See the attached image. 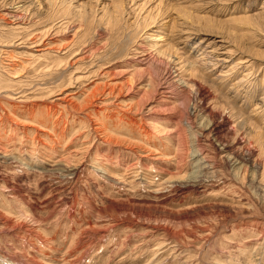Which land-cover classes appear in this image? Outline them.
I'll return each instance as SVG.
<instances>
[{
  "label": "rangeland",
  "instance_id": "obj_1",
  "mask_svg": "<svg viewBox=\"0 0 264 264\" xmlns=\"http://www.w3.org/2000/svg\"><path fill=\"white\" fill-rule=\"evenodd\" d=\"M29 1L0 0V264H264V0ZM49 28L76 61L29 48Z\"/></svg>",
  "mask_w": 264,
  "mask_h": 264
},
{
  "label": "bare ground",
  "instance_id": "obj_2",
  "mask_svg": "<svg viewBox=\"0 0 264 264\" xmlns=\"http://www.w3.org/2000/svg\"><path fill=\"white\" fill-rule=\"evenodd\" d=\"M46 2H48V4L49 5H51V4H53V3H55V4H60L59 6H66V7H68L67 6V4H68V1L67 0H46ZM57 2V3H56ZM24 3V2H23ZM24 6H25V4H23ZM35 5V3H34V0L33 1H29V3L27 4V6L25 7V8H30V7H32V6H34ZM69 5V4H68ZM24 8V9H25ZM61 8V7H60ZM63 8H65V7H63ZM72 8V7H71ZM74 8V7H73ZM23 9V10H24ZM31 9H33V8H31ZM117 9V13H115L116 15H115V20H117L118 18H117V15L118 16H120L121 14H120V11L121 10H119L118 9V7L116 8ZM38 10V9H37ZM29 11H30V9H29ZM33 11H35L34 9H33ZM36 12V11H35ZM40 12V11H39ZM38 12V13H39ZM42 12V11H41ZM73 14H75L76 16H78L79 18H84V14H86V13H81V11L79 10V9H77L76 8V10H73ZM21 13H22V11H21ZM10 14V13H9ZM26 14V13H25ZM123 14V13H122ZM16 15H18L19 16V14H16ZM15 15V16H16ZM24 15V14H23ZM28 15V14H27ZM113 15H114V13H113ZM35 16V15H34ZM38 16V15H37ZM19 17H21V14H20V16ZM25 17V16H24ZM86 17V16H85ZM23 18V17H22ZM26 18V17H25ZM20 19V18H19ZM86 19V18H85ZM20 21V20H19ZM58 22H60V21H58ZM18 23V22H17ZM155 24V23H154ZM55 25V24H54ZM150 25H152V24H150ZM69 28V27H68ZM189 28V27H188ZM191 28V27H190ZM195 28V27H194ZM52 29H53V27H52ZM193 30V29H192ZM188 31V35H187V39L186 40H188L189 41V39H191V35H193V31ZM160 34L163 32V29H159V31H158ZM183 32H184V28H183ZM182 32V33H183ZM67 33V29H65V32L61 29V30H57V32H54L53 33V31L49 28V29H47L46 31H45V36L47 37L46 39H45V36L44 37H41V36H35L33 33H30V35H29V37L27 38V42L29 43V48L30 49H32L33 51H37V52H39V54H45L46 52H50V51H54V50H57L58 52H61L62 50H65L64 51V53L66 54V52H67V48L69 47L68 45V47H62V49H60L59 47H55V43H54V40H53V38H55V37H57V36H62L63 34L65 35ZM185 33V32H184ZM197 33V32H196ZM186 34V33H185ZM51 36V37H50ZM160 36V35H159ZM161 37V36H160ZM56 39V38H55ZM202 40V39H201ZM201 42V41H200ZM211 42V41H210ZM155 45H157V43L155 44ZM159 45H157V47H158ZM139 47V46H138ZM143 47V46H142ZM156 47V48H157ZM239 47V46H238ZM147 48V47H146ZM155 48V47H154ZM136 49H137V47H136ZM148 50V49H147ZM178 50V49H177ZM235 50V49H234ZM70 51V50H69ZM68 51V52H69ZM136 51V50H135ZM236 51V50H235ZM240 51V50H239ZM67 52V53H68ZM73 51H70V53L69 54H72V56L69 58V59H67L68 60V62L70 63V61H72V60H74L75 58H76V56L79 54L78 52H74V53H72ZM137 52L138 53H143V55L146 53L145 52V50H142L141 52H139L138 51V49H137ZM136 52V53H137ZM145 52V53H144ZM152 52V51H151ZM207 52V51H206ZM210 52V51H209ZM63 53V54H64ZM229 53H231V52H229ZM240 53V52H239ZM150 54V53H149ZM156 54L157 55H159V56H161V58L162 57H164V58H166L168 61H170L171 63H173L174 65H176V66H180V63L178 62V60L177 59H175L174 58V56L171 54V52H167V51H164L163 49H156ZM35 55H38V54H35ZM205 55V54H204ZM206 55H208V54H206ZM229 55V54H228ZM67 56H68V54H67ZM138 56H140V54L138 55ZM148 57H149V55H148ZM198 57V56H197ZM147 58V57H146ZM146 58H144L143 60H145ZM183 58V57H182ZM202 58V57H201ZM135 59V58H134ZM179 59V58H178ZM210 59V58H209ZM77 59H75V61H76ZM140 60V59H139ZM180 60V59H179ZM182 60H184V64L182 63V66H180L179 68H177L176 70H179L181 73H182V70H188V71H191V72H193V76L195 75L196 76V74H194V73H197V75H201V74H199L198 73V68L199 67H201V66H198V68H197V65L196 64H198V62H199V60H200V58H199V60L196 58L195 60H190V59H188V58H183ZM224 60V59H223ZM223 60H221V61H223ZM136 61V60H135ZM138 62V61H137ZM140 63H141V61H140ZM169 63V62H168ZM171 63H169V64H171ZM208 63L209 62H204L203 60H202V62H201V64H204V65H208ZM72 65H73V63H71ZM75 64V63H74ZM147 64V63H146ZM210 64H212L211 63V61H210ZM213 64H214V62H213ZM56 65H58L59 66V64L58 63H56ZM142 65V64H141ZM248 65V64H247ZM52 66V65H51ZM51 66L50 67H48V68H51ZM66 67H68V66H66ZM172 67V66H171ZM182 67V68H181ZM186 67H188V68H186ZM196 67V68H195ZM202 67H203V65H202ZM180 69H182V70H180ZM46 71L47 72H50V69H46ZM183 71V72H184ZM228 71V70H227ZM187 72V71H186ZM179 73V72H178ZM223 73V72H222ZM176 74V73H175ZM75 76V77H74ZM176 76V75H175ZM174 76V77H175ZM179 76H181V75H179ZM225 76V75H224ZM226 76H227V73H226ZM74 79H73V82L74 83H78V82H80V79H83V77L84 76H82V77H76V75H73L72 76ZM189 77H191V74H190V76ZM196 77H198V76H196ZM196 77H195V79H196ZM217 77V76H216ZM194 78V77H193ZM200 78H201V76H200ZM181 79V78H180ZM198 80H200V79H198ZM197 80V81H198ZM184 81V80H183ZM194 81V80H193ZM196 81V80H195ZM194 81V82H195ZM242 81V79H240L239 81H238V83H240ZM72 81L71 82H69V84L67 85V86H65L64 88H68V87H70L71 86V84L73 83ZM189 82H190V80H189ZM223 82V81H222ZM196 83H198V82H196ZM195 83V84H196ZM200 83V82H199ZM237 83V84H238ZM185 84H187V83H185ZM199 87V86H198ZM200 89H201V86L199 87ZM203 88V87H202ZM95 90L96 89H93L92 90V93H90V94H88V97L86 98L87 99V105L88 104H93L94 103V101L92 100L95 96H96V92H95ZM143 90V89H142ZM56 92V90L55 89H51L50 91H49V93H50V96H55V95H53L54 93ZM112 94L113 93V88L112 87H110V88H108V89H104L102 92H101V94ZM160 93V92H159ZM60 94H64V92H62V93H60ZM71 94V92H65V95H63V96H60V97H58L57 99H55V100H60V101H67V102H69L70 101V99L68 100V98H66L67 96H69ZM163 96V95H162ZM165 96V95H164ZM52 99V98H51ZM50 100V99H49ZM54 100V101H55ZM72 100V99H71ZM54 101H52V102H54ZM57 102V101H56ZM149 102V101H148ZM50 103V102H49ZM58 103V102H57ZM65 103V102H64ZM71 103V105H72V102H70ZM53 104V103H52ZM258 104H260V105H258ZM258 106H256L255 108H259V107H263V105H264V93L262 94V96H261V98H260V101L258 102ZM56 104L54 103V106H55ZM61 105V103H59V104H57V106H60ZM70 105V104H69ZM231 105V104H230ZM152 105H150V108H149V110L148 111H151V107ZM234 106V105H233ZM48 107V106H47ZM76 109V108H75ZM232 111V110H231ZM141 116L139 117V118H142V116H143V111H139L138 112ZM213 114V113H212ZM232 114V113H231ZM217 116V115H216ZM215 117V116H214ZM226 121V120H225ZM228 122V121H227ZM43 123H46V121L44 120L43 121ZM42 123V124H43ZM58 123V122H57ZM56 123V124H57ZM136 125H139V126H141V124L140 123H146V124H148L146 121H142V122H134ZM213 123V122H212ZM240 123H242V124H244V125H247L246 127H247V131L248 132H256V131H254V127H252V123H251V119L248 117V116H245V115H242L241 116V118H240ZM45 125V124H44ZM227 125H228V123H227ZM46 126H49L48 124L46 125ZM148 126V125H147ZM157 126H159V125H156L155 127H157ZM209 126V125H208ZM222 124L221 123H217L216 125H212V128L209 130V135H212L213 137H215L216 139H217V141H218V143H220L219 144V146H218V143H217V145H215V148H214V154H215V156L217 157V158H219V159H222V158H229V159H231V158H235V156H233L232 157V155H227L226 154V152H228L227 151V149H226V143H225V141L226 140H224V136H222V135H220V132H221V130H222ZM155 127H151V130H152V128H155ZM244 127V126H243ZM204 128V127H203ZM46 129V128H45ZM41 130V129H40ZM256 130V129H255ZM201 131V130H200ZM206 131V130H205ZM256 133H258V135H259V137L260 138H262L263 139V142H261V143H259L261 146H264V133H261V132H256ZM54 134V133H53ZM206 134V133H205ZM242 135V134H241ZM244 135V134H243ZM247 135H250V134H247ZM238 136V135H237ZM245 136V135H244ZM244 136H241L240 138H242V137H244ZM252 135H250L249 137H251ZM253 137H255V136H253ZM259 137H258V139H259ZM53 138V137H52ZM248 138V137H247ZM246 138V139H247ZM210 139V138H209ZM238 139H239V137H238ZM245 139V140H246ZM55 140V139H54ZM242 140H244V139H242ZM241 140V141H242ZM242 141V142H240V141H238L237 140V142H236V146H237V152H239L240 153V151L242 150V149H245L246 147H248L249 148V146L247 145V140L246 141ZM254 140V139H253ZM216 141V142H217ZM55 142H56V140H55ZM230 142V141H229ZM259 142H260V140H259ZM231 143V142H230ZM229 143V144H230ZM249 143H251L250 141L248 142V144ZM231 146V145H230ZM229 147V146H228ZM1 148V147H0ZM146 148V147H145ZM236 148V147H235ZM4 149V148H3ZM248 150V149H247ZM5 151V150H4ZM146 151V150H145ZM152 151H154V150H152ZM231 151V150H230ZM150 152V151H149ZM148 152V153H149ZM157 152V151H156ZM2 151H1V149H0V158H1V156L2 157H4L5 156V154L4 155H2ZM153 153V152H152ZM152 153H149V154H152ZM160 153V152H159ZM158 153V154H159ZM249 153H251V152H249ZM147 154V153H146ZM195 154V153H194ZM203 153H202V151H199L198 150V153H197V155H195V156H199V157H195V158H198V171H199V173H197V174H195V175H193L192 177L193 178H190V185H192L193 186V188L195 189V188H197V185L198 184H200L201 183V181H203L202 179L206 176V175H204V177H203V174H202V172H204V171H206L207 169H210L211 167V161L209 160V158H211V157H206L207 156V154H205V155H202ZM230 154V153H229ZM243 154V153H242ZM7 155V154H6ZM153 155V154H152ZM157 155V154H156ZM178 155V154H177ZM212 155V154H211ZM244 155V154H243ZM242 155V156H243ZM13 156V155H12ZM164 156V154L163 153H161V156H160V154H159V156H157L156 157V159H161L162 157ZM181 156H183V155H181ZM192 156H193V154H192ZM165 157V156H164ZM239 157V156H238ZM184 160V159H183ZM248 160H250V159H248ZM255 160V159H254ZM63 161V160H62ZM231 161V160H230ZM253 161V160H252ZM234 162H236V161H234ZM239 162V161H238ZM237 162V163H238ZM242 162V161H241ZM57 163H59V162H57ZM65 164V163H64ZM76 164V163H75ZM256 164V163H255ZM244 165V164H243ZM259 165V164H258ZM200 166V167H199ZM245 166V165H244ZM63 167V166H62ZM65 167V166H64ZM77 168L78 167H75V166H73V168H66V173H65V175L67 174V175H75V174H78L77 173ZM196 168V169H197ZM255 168V167H254ZM79 169V168H78ZM248 172V171H247ZM175 176V175H174ZM68 178V177H67ZM71 178V177H70ZM183 178V177H182ZM245 178V177H244ZM65 179V178H64ZM188 179V178H187ZM187 179H185V180H187ZM206 181H212L211 179H208V178H206L205 179ZM204 180V181H205ZM170 181H171V179H170ZM170 181H168V182H170ZM173 182V181H172ZM189 182V181H188ZM222 183V182H221ZM166 184V183H165ZM189 185V184H188ZM9 187V186H8ZM178 187V186H177ZM186 187V186H185ZM12 189V188H11ZM196 190V189H195ZM14 191V189H12L11 190V193H14L13 192ZM192 191V190H191ZM14 196H15V194H13ZM52 195V194H51ZM46 201V200H45ZM41 203V202H40ZM51 203V202H50ZM211 204V203H210ZM44 220V219H43Z\"/></svg>",
  "mask_w": 264,
  "mask_h": 264
}]
</instances>
